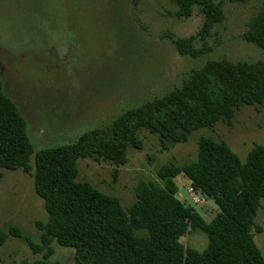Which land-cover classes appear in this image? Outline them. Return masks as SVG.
Instances as JSON below:
<instances>
[{"label":"rangeland","instance_id":"374dc122","mask_svg":"<svg viewBox=\"0 0 264 264\" xmlns=\"http://www.w3.org/2000/svg\"><path fill=\"white\" fill-rule=\"evenodd\" d=\"M214 1L222 7L223 21L207 37L211 51L194 58L179 54L173 40L197 32L203 20L197 6L190 16L176 17L177 5L171 0H0V80L24 117L34 153L72 142L89 128L110 124L122 111L179 87L206 59L264 60V51L242 38L261 1ZM193 43L200 46L197 38ZM200 135L224 140L245 160L251 146L264 143V102L242 105L229 123L196 129L185 142L167 148L157 134L141 130L142 147L128 148L125 164L79 158L77 180L117 196L127 208L136 183H162L157 176L162 164L195 160ZM174 181L179 200L205 221L215 215L213 200L194 191L183 174ZM46 215L32 175L3 169L0 228L17 225L40 244L34 222L46 220ZM254 222L262 229L253 234L264 256V197ZM179 240L200 251L207 244L200 229H188ZM49 246L53 252L48 260L75 264L71 247L55 240ZM45 253L46 248L33 252L23 239L8 235L0 245V264L33 262Z\"/></svg>","mask_w":264,"mask_h":264},{"label":"trees","instance_id":"16d2710c","mask_svg":"<svg viewBox=\"0 0 264 264\" xmlns=\"http://www.w3.org/2000/svg\"><path fill=\"white\" fill-rule=\"evenodd\" d=\"M260 1L242 38L264 51V0ZM171 2L177 5L176 17L190 16L194 6L203 14L194 35L173 40L178 53L197 58L211 51L207 37L223 21L221 5L214 0ZM196 38L200 46L194 45ZM263 102L264 60L209 58L179 87L122 111L110 124L89 128L72 142L34 153L24 117L0 80V179L3 169L30 173L47 214L46 220L34 222L40 244L12 224L7 230L0 228V245L11 235L23 239L33 252L46 248L44 258L18 264H60L47 259L52 240L73 249L75 264H264L253 234L262 230L254 217L264 197V143L251 146L241 160L224 140L200 135L195 160L180 166L162 164L157 170L162 183H136L127 208L117 196L77 180L79 158L125 164L127 149L142 147L141 130L157 134L167 148L185 142L196 129L229 123L242 105ZM179 174L217 206L209 221L176 196L174 178ZM188 229L205 233L204 249L183 246L179 238Z\"/></svg>","mask_w":264,"mask_h":264}]
</instances>
